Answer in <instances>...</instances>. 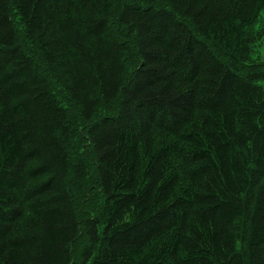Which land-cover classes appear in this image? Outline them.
<instances>
[{"label":"trees","instance_id":"trees-1","mask_svg":"<svg viewBox=\"0 0 264 264\" xmlns=\"http://www.w3.org/2000/svg\"><path fill=\"white\" fill-rule=\"evenodd\" d=\"M263 12L0 0V264H264Z\"/></svg>","mask_w":264,"mask_h":264},{"label":"rangeland","instance_id":"rangeland-1","mask_svg":"<svg viewBox=\"0 0 264 264\" xmlns=\"http://www.w3.org/2000/svg\"><path fill=\"white\" fill-rule=\"evenodd\" d=\"M262 15H263V16H262V17H263V19H262V20H264V12H263V14H262ZM261 50H262V49H261V47H260V48H259V54H261L260 56L262 57V53H263V51H264V50H263L262 52H261Z\"/></svg>","mask_w":264,"mask_h":264}]
</instances>
